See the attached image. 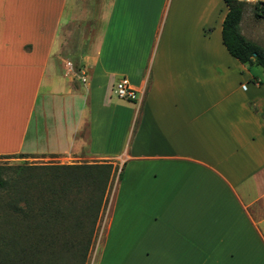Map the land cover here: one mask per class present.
Instances as JSON below:
<instances>
[{
  "label": "crops",
  "instance_id": "crops-1",
  "mask_svg": "<svg viewBox=\"0 0 264 264\" xmlns=\"http://www.w3.org/2000/svg\"><path fill=\"white\" fill-rule=\"evenodd\" d=\"M0 6V156L112 166L99 264H264V71L223 45V0Z\"/></svg>",
  "mask_w": 264,
  "mask_h": 264
},
{
  "label": "trees",
  "instance_id": "trees-1",
  "mask_svg": "<svg viewBox=\"0 0 264 264\" xmlns=\"http://www.w3.org/2000/svg\"><path fill=\"white\" fill-rule=\"evenodd\" d=\"M223 1L227 7L223 45L241 64L264 71V48L246 39L239 29L247 3ZM253 11L256 19H264V2L254 4ZM111 171L109 164L0 165V264H58L59 256L48 257L49 251L58 248H78L72 263L86 264ZM73 192L80 193L83 202L80 217L70 219L76 206L69 197ZM77 231L79 235L73 237Z\"/></svg>",
  "mask_w": 264,
  "mask_h": 264
},
{
  "label": "rangeland",
  "instance_id": "rangeland-1",
  "mask_svg": "<svg viewBox=\"0 0 264 264\" xmlns=\"http://www.w3.org/2000/svg\"><path fill=\"white\" fill-rule=\"evenodd\" d=\"M0 5H1V0H0ZM1 9V6H0ZM253 68H258L259 70H261V68L259 66H253ZM0 165H4V166H22V165H28V166H34V167H38V166H51V165H64L62 163H60L59 161L56 160H49L46 158L43 159H34L32 157H28V158H21L20 156L16 155L14 156V158H0ZM34 172H36V170H34ZM115 176L113 178V182L110 185V189L106 191L105 194V201H104V205L103 208L101 210V213L99 215V220L97 222L96 225V229H95V234L93 236V240H92V244L91 247L89 249L88 252V257H87V262L86 264H99L100 262V258H101V251H102V244H103V239H104V231L106 232V227H107V214L110 208V204L113 198V194H114V183H115ZM71 197V199L73 200V204L76 203L75 205V209L74 207L71 210V218H75L78 216L80 217V209H82V202L83 200L81 199L83 196L78 193L76 194L75 192L71 193V195L69 196ZM68 214V213H67ZM73 214V215H72ZM80 232H75L73 233V237H77L79 235ZM115 236L112 235L110 237V240H120L121 244L123 246L126 245V247H130L133 248L135 247L136 244V239L135 238H126V241H124V238H114ZM110 246V245H109ZM59 256V260H58V264H73V261H76L77 257H78V248H76L75 251H69V250H64V249H60L59 248L57 250H52L49 251L48 253V257H52V256ZM76 256V257H75ZM127 260H125L124 255L121 258L120 262H126ZM103 263V262H102ZM105 263V262H104Z\"/></svg>",
  "mask_w": 264,
  "mask_h": 264
},
{
  "label": "built area",
  "instance_id": "built-area-1",
  "mask_svg": "<svg viewBox=\"0 0 264 264\" xmlns=\"http://www.w3.org/2000/svg\"><path fill=\"white\" fill-rule=\"evenodd\" d=\"M251 1V0H244ZM114 94L120 100L135 102L138 99V91L134 89L126 80H121L114 87Z\"/></svg>",
  "mask_w": 264,
  "mask_h": 264
}]
</instances>
